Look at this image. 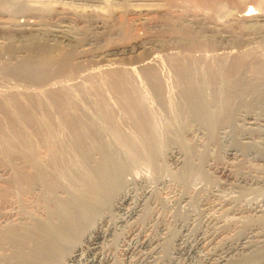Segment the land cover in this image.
Wrapping results in <instances>:
<instances>
[{
	"label": "rangeland",
	"instance_id": "1",
	"mask_svg": "<svg viewBox=\"0 0 264 264\" xmlns=\"http://www.w3.org/2000/svg\"><path fill=\"white\" fill-rule=\"evenodd\" d=\"M247 1L251 2L247 4ZM247 1L0 0V17L6 21L4 27H0V93L22 90L23 93L36 90H38L36 93H39L40 90V95L46 93L41 96L46 95L43 98L47 100L49 94V97H59L57 88L68 84V87L70 85L69 88L66 86L68 89L73 88L70 91L72 96L78 95L77 98L74 96L75 101L81 95L79 99L81 102L77 100L75 107L79 108V111L83 109L93 114L95 108L91 103L95 96L103 92L102 94L109 98L107 101L110 102L105 101L109 110L113 111L119 130L121 128L122 132L133 134L135 126L127 116L130 103L127 98L131 95L132 85H137L138 80L140 84L137 85L138 93L143 90L138 95L147 97L141 96L143 102L145 100L147 102L144 103L145 110H148V113L156 111L155 114L149 113H152L150 115L153 116L152 120L156 117L153 125L162 117L159 125H154L162 135L161 138H164L162 140L167 139L163 153L165 157L161 159L162 168L156 171L151 164L140 160L123 174L121 189L124 188L129 194V200L123 209L111 212L108 233L97 241L96 249L89 252L84 250L76 262H72L73 264H91L94 256L98 258L97 261L100 260V264H215L219 259H223V264H251L253 261H256L255 264L264 263V122L260 121L264 118V88L261 89L264 85L260 82L264 81L260 79L258 84L257 77L254 79V71L250 69L254 64L249 62L255 60L256 63L260 55V59L264 58L262 34L264 24L235 20L244 4L245 8L247 5L252 6L255 12L264 15V0ZM20 24H34L41 31L36 32L38 34L15 32V26ZM52 31L58 32L59 37L53 39L46 35ZM64 37H68L69 40H63ZM247 40L250 45L246 44ZM242 46L247 48L244 49ZM248 46L258 53H254ZM50 51L53 54L59 52L64 54L63 61L53 66L34 64L38 59L48 58ZM246 51L249 56L244 53ZM20 53L26 55V58L29 57L28 60L21 59ZM242 53L246 54L249 60L244 56L242 67L239 66L237 72L243 71V75L247 74L248 78L246 75L241 76L243 81L250 85L238 91L227 109L219 112V107L214 106L216 111L213 107V111L217 113L218 109L219 114L216 116L214 132L210 133L207 126L191 121L192 118L189 117L186 108H179L184 100V91L188 87L185 77L183 79L185 73L180 70L183 67L180 63L194 64L198 61L195 64L199 66L197 69L202 67L206 71L203 72L201 69L199 72H213L217 81V74L225 73L222 78L229 80L235 74L234 56ZM220 55H225V58L219 59ZM29 59L33 65H29L31 63ZM188 59L191 63L185 61ZM199 62H202L201 65ZM203 63L207 65L204 67ZM62 64L64 67H60ZM178 66H181L180 69ZM146 67L154 69L153 71L150 69L154 76L159 75L156 79L161 88H165L161 89V93L164 92L161 94L162 97L155 93L152 82L149 83L143 75ZM117 72L120 73L118 77L121 81L115 78ZM231 72L233 74L227 76ZM123 74L125 78L122 77ZM128 75H131L130 78ZM179 77L182 82L177 83L180 81ZM171 79L175 81L172 82ZM118 81L122 83L116 85ZM88 82L89 85L94 83L90 86L106 88L103 87L99 92L96 90L97 94L93 89L90 90L93 87L88 89L90 87ZM77 83L80 84L75 85ZM109 83L113 85L112 88L109 87L111 86ZM220 83L218 85L213 83L211 87L206 85V94H210V88L221 86ZM184 85L187 87L184 88ZM176 86L177 89L174 88ZM47 88L53 89L54 93L41 91ZM86 88L92 91L93 95L92 93L90 95ZM76 89H83L90 98H93L89 99L85 95L86 92L82 94L83 90L80 91L81 94L79 91L78 94L74 93ZM155 95L158 99H153ZM81 97H88L87 100L84 99L86 103ZM156 103L158 107L162 106L164 109L162 107L156 109ZM51 104L52 101L49 104L52 110L51 106L54 109V104ZM88 104L92 106V110L94 108V112L90 105L87 106ZM122 104H125L124 107ZM169 109L171 112L175 109L173 112L176 111V114L170 113ZM160 110H163L162 114ZM224 110L229 114L227 116L225 112L227 117L223 114L224 119L227 118L226 121L220 118L223 117ZM177 113L181 117H178ZM117 117L119 119H116ZM178 118L181 119V124ZM162 121L167 125L160 123ZM20 122V116L10 114L3 105H0V144L8 140L7 137L10 139L14 135L12 131L21 128ZM175 124L177 126L174 127ZM67 130L63 129L62 132L68 133L70 129ZM60 131L61 129L58 131L59 138L64 143L70 142L71 140L67 141L69 140L67 138L72 135L71 130L68 134ZM62 134L67 137L61 138ZM104 138L108 143L110 140L113 141L108 131H105ZM109 144H113L111 148L119 149L121 152L117 143L113 141ZM186 146L189 147L188 152L184 151ZM187 154L189 158L187 159L195 168V172L184 181L178 178V174L187 161ZM1 155L0 145V168L3 167ZM121 189L120 191H123Z\"/></svg>",
	"mask_w": 264,
	"mask_h": 264
},
{
	"label": "bare ground",
	"instance_id": "2",
	"mask_svg": "<svg viewBox=\"0 0 264 264\" xmlns=\"http://www.w3.org/2000/svg\"><path fill=\"white\" fill-rule=\"evenodd\" d=\"M244 2H242V5ZM249 2L251 1H247V4ZM245 5L246 4H244V6ZM244 6H242V9H240V13L236 15L235 20L240 22L254 21V23L256 24L257 23L264 24L263 14L260 15L258 12H255V9L252 6L247 5V8H245L246 6L245 7ZM5 22L6 21H4L3 17H0V27H2ZM262 29H263L262 34H264V27ZM39 30L40 29L34 24H29V25L20 24L19 26L16 25L14 28L15 32H19L21 34L22 33L24 34L25 32L36 33L39 32ZM47 34L48 36H50V38L53 39L59 37L60 35L56 31H52L49 33L47 32L46 35ZM46 35L44 34L45 38H47ZM228 38L233 39L234 37H228ZM64 39L69 40L68 37H64L63 40ZM246 42H248V40ZM246 44H249V42ZM246 44L244 43V45ZM245 47L247 48V46ZM57 48L58 47H56V49ZM251 50H253L254 53L257 52L254 49ZM51 51H53V49ZM51 51H50V56L48 58L38 59L35 61L34 64L40 66L41 65L53 66L56 63L58 65V62L63 61V58L65 56L64 54L62 55V53L60 54L59 52V54L54 53L55 54L54 55ZM247 51L244 53L248 54ZM244 53L234 56L235 62L233 65L234 67L233 69L235 71L234 70L233 71L235 72V74L233 75L234 77L233 78L231 77L232 79L229 80L222 78L223 74L224 76L226 75L225 73H218L217 74L218 81H217L216 80L217 78L214 77V74H212L213 72L203 73L205 71V68L203 69L202 67L201 69L203 70V72L202 71L199 72V70L201 69L198 70L197 67L199 68V66L195 65L196 62L198 61L196 62L193 61L195 62L194 64L185 63L184 60L182 61L184 63L178 62L183 66V67L180 66L181 69L178 66V69L184 71L183 73L185 74H183L182 72L181 73L183 74V79L185 77L184 80L188 84L187 85L188 87L185 86L186 84L184 85V88L185 87L187 88L185 89V91L183 89L185 94L182 103L181 100L178 99L181 103L179 108L181 107L182 108L184 107V109L186 108L190 115L188 116L192 118L191 121L194 120L195 122H199L203 126L204 125L207 126L206 128H208L210 133L214 132V125L217 119L216 116L219 114L220 110L224 108L227 109L229 107L231 100L236 98L238 91L241 89L243 90V88L245 89V87H248L250 85V83L246 84V82L243 81L242 79L243 77L241 76L243 71L242 73L239 71L237 72V69L239 68V66H241V62L244 59V56L246 55ZM263 53H261L262 56ZM22 55L23 54H21V59L24 60L26 58V55L28 56V53L26 55L23 56ZM225 55L223 56L220 55L218 58L223 60L225 58ZM18 56L20 57V55ZM28 58L29 57H27L26 59L28 60ZM246 58L248 59V57L245 56V59ZM260 58L261 55L259 59ZM259 59L258 61H256V63H254L255 60L249 61V62H253L252 64H254L252 67L250 66V69L252 68V72L254 71L253 72L255 75L254 79L257 77L256 79H258V84L261 83V85L262 84L264 85V83L259 81L260 79L261 80L263 79L264 81V60H263L264 58L260 60ZM221 60L220 62H222ZM185 61L188 62L190 60L188 59ZM30 62L31 63H29V65H33V62L31 60ZM199 63L201 65L202 62ZM159 65L160 64H158V66ZM220 65H222V63H220ZM60 67H64V65L62 64ZM210 68H206V69H210ZM150 69L151 67H146L143 75H145L146 80L148 79L149 83L150 81L152 82L151 84L153 85L155 93H157V95L160 96L164 92L161 93L162 91L161 89L163 88H161L157 80L159 78V75L158 77L154 76V72L153 73L151 72V70L153 71L154 69L151 70ZM248 69H249V65H248ZM128 72L126 73L128 74ZM157 72L159 73V71ZM119 74L120 73L117 72L115 78H118V80L121 81L118 77ZM125 74H123L122 77L125 78L126 77ZM231 74L233 73L231 72L230 75L227 76H231ZM245 75L247 76V74ZM133 77L135 76L133 75ZM246 78H248V76ZM86 80L88 81V79ZM86 80H84V82ZM177 80L179 79H176V81ZM114 81L117 82V80ZM119 81L118 83L115 84L120 85L122 82L120 83ZM173 81H175V79ZM99 82L98 85L100 84ZM137 82L138 85L139 81L137 80ZM165 82L164 83L160 82V83L165 84ZM178 82H182L181 78L180 81H177V83ZM213 83L217 85L218 83H220L221 86H217V87L215 86V88L212 89L210 87L213 85ZM58 84H60V82ZM78 84L80 83H77L75 85ZM92 84L94 85V83ZM174 84L176 85V82H174ZM67 85L68 84H66V86ZM75 85H73V87ZM83 85L84 84H82V86ZM137 85L135 84L132 85L131 95L127 98V101L130 102L128 105L129 111L127 116L130 119L129 121H131L132 124L135 126L134 128L135 131L132 128V130L134 131L133 134L124 133L121 131V128L119 130L116 121L114 119L113 111L109 110V106L107 104L108 102H110L107 101V99L109 100V98L108 96H105V94L103 95L102 91H101L102 92L101 95L95 96V98L93 99V103H91V105H93V107L95 108V110L93 108L95 112L92 110V106L90 104L87 105L88 107L90 105L91 110L94 112L93 114L83 109L79 111V108L75 107L76 101L80 99L81 95L75 101L74 96L77 98L78 95L73 94L74 96H72V93L70 91L73 88H71V90L68 89L70 85L69 87L67 86L68 88L63 85H62L63 87L60 86L57 88L56 92L60 93L61 97L60 96L49 97L50 95L49 94L48 97L50 99L47 97V100L46 98L45 99L43 98L46 95L41 96L46 93L44 92L43 94L40 95L39 94L40 90L39 93H36V91L38 90L36 91L33 90L34 92L25 91L24 93L22 92L23 90L21 91L22 93L18 91H12L10 93H7L8 92L7 91L6 93L5 92L0 93V105H3V107H5L7 111L10 112V114L15 116L18 115L21 117V122H20L21 128L16 129L15 132L12 131L14 135L10 137V139L7 137L8 140H5L4 143L0 144L2 149L1 157L3 162L2 164L3 167L0 168V264H73L72 262H74L79 256H81L84 250L89 252V251H94L96 249L95 245H97V241L102 237L104 238L106 233H108L107 232L109 229L108 222L111 217L110 216L111 212L114 210L123 209L124 204H126L127 201L129 200L128 199L129 194L124 190V188H122L123 191H120L123 183V176H124L123 174L132 165H136L137 162L140 160H144L147 163L151 164L156 171L162 168L161 159L162 157H165L163 153L165 152L164 151L165 146H167L166 145L167 139L165 137L166 141L162 140L164 138H161L162 135H160L159 132L157 131L156 129L157 127L156 128L154 127V125H157L159 121L162 120V117L161 120L156 121V123L158 122L157 124H155L154 122L153 125V121L156 119V117L154 118V120H152L153 116L151 117L150 115L153 113L152 112L153 110L150 111L152 112L151 114H149L150 112L149 113L147 112L148 110L147 111L145 110V106H146L145 104L147 102L146 100H145L146 103L143 102L144 100L142 97H146V96L141 95L142 96L141 97L140 95H138L143 90H140V92L138 93L139 91L138 86L140 84L138 86ZM206 85L208 86L210 85L209 95L206 94L207 92V90L205 89ZM112 86L113 85L111 84V86L109 87L112 88ZM124 86L126 87V84H124ZM91 87L93 86L88 87V89ZM95 87L91 88L90 90L93 89L95 93H97L104 86L101 87V89L99 86H97L96 88ZM151 88H149V90ZM174 88L177 89V86ZM262 88L264 87L261 86V89ZM47 89L46 90L43 89L41 91L54 93L53 89L50 90ZM88 89L86 88L87 91ZM82 90L76 89L74 90L75 91L74 93L78 94V91L80 92ZM120 91L123 92L122 89ZM82 92H84V90ZM85 92L82 94H85ZM89 92L90 91H88V93ZM88 93L86 92L85 95H87ZM91 93L93 95L92 91L89 94L91 95ZM95 93L94 95H96ZM116 93L117 94L119 93L118 88ZM155 93L153 92V95ZM79 94H81V92ZM157 95H155L156 97L155 98L153 97V99H156L158 97ZM104 96L107 98L105 99ZM88 97L87 98L81 97V99L83 98V100L84 99L87 100ZM123 97L122 99H124ZM92 98L93 97L91 98L89 97V99ZM167 98L169 99V96ZM117 99H119V97ZM50 100L52 101L51 105L54 104L55 110L57 107V110L55 112L53 111L54 110L53 106L50 105L52 107V110L49 107V104L51 103ZM105 100L107 101V103ZM54 102L56 103V105ZM154 102H158V101H154ZM110 104L111 103H109V105ZM170 104L173 105L172 103ZM162 105L164 104L162 103ZM214 106L220 108L219 112L217 109L218 114L215 112L216 108ZM81 107L82 106H80V108ZM160 107H158L157 105L156 109L157 108L160 109ZM213 107L215 108V111H213ZM162 108L164 109V107ZM165 108L167 107L165 106ZM162 111L160 112V114H162ZM125 112H127V109ZM172 112L170 110V113ZM223 112L224 113H222V115L225 114V112L227 111L224 110ZM164 113L166 114V112ZM174 114H176V111ZM226 114L227 116L229 115L228 112ZM181 115L183 117V113H181ZM185 115H187L186 111H185ZM220 118L224 119L225 117L223 115V117ZM116 119H119V117H117ZM173 121H171V124ZM179 121H181V119ZM260 121L264 122V118L261 119ZM160 123H164V122L162 121ZM181 123L182 121L180 122V124ZM186 123L183 125L185 126ZM164 124L167 125L166 123ZM176 124L174 125V127L177 126ZM60 129H61L60 132H62L63 129L71 130L72 135L71 134H70L71 136L68 135L71 138L68 137L67 139L69 140L66 139L67 141L71 140L70 142L64 143L62 139L59 138L58 131ZM105 131H108L111 134V136L113 137V141L119 145L121 152H119V149L115 150L114 148H111L113 144L110 145L109 143L113 141L110 140L109 143L107 142L106 138H104ZM126 131L128 132V130ZM63 134L60 135V137L61 136L63 137L64 136ZM176 135L178 137V134ZM65 136L67 137V135ZM164 136H166V134ZM184 151L188 152L189 147L186 146L184 148ZM171 154H173V151ZM190 155L191 154H189V157ZM186 156L187 159L188 154ZM188 159L187 161H185L181 173L178 174V178L180 180L185 181L188 176H190L195 172V168L191 165V162ZM138 202L139 200L137 201V203ZM97 260L98 258L96 259V257L94 256L92 258L91 264H100V260L99 261ZM222 262H224L223 259L222 260L219 259L215 261V264H223ZM252 263L255 264L256 261L255 262L253 261Z\"/></svg>",
	"mask_w": 264,
	"mask_h": 264
}]
</instances>
